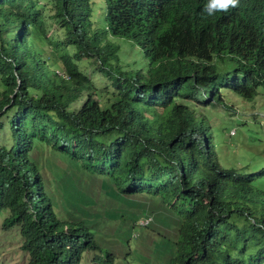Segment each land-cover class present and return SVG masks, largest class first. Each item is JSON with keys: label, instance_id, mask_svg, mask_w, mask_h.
<instances>
[{"label": "trees", "instance_id": "16d2710c", "mask_svg": "<svg viewBox=\"0 0 264 264\" xmlns=\"http://www.w3.org/2000/svg\"><path fill=\"white\" fill-rule=\"evenodd\" d=\"M207 3L0 0V228L22 264H264V166L222 165L205 112L264 87V0ZM92 57L105 86L78 65ZM39 145L76 170L66 218Z\"/></svg>", "mask_w": 264, "mask_h": 264}, {"label": "rangeland", "instance_id": "374dc122", "mask_svg": "<svg viewBox=\"0 0 264 264\" xmlns=\"http://www.w3.org/2000/svg\"><path fill=\"white\" fill-rule=\"evenodd\" d=\"M93 60V57L90 58V61L88 58H84L78 61V65L82 70L89 71L95 77V82L99 86L104 85L109 82V79L97 69ZM226 94L230 96L229 98L227 97L229 104V107L226 108L227 111L220 104L206 106L205 108V112L209 115L212 122L211 127L214 132V144L220 162L227 167L234 166L241 170H258L264 166V87L259 86L256 95L252 99H246L229 91ZM223 126L226 127V134L223 129L221 131ZM36 148V153L33 154V158L35 156L38 158L34 159L38 167L41 168L45 188L53 196L59 216L66 218L67 209L62 200V179L67 176H73L75 178L76 175L74 173L76 170L73 168V172H71V165L66 161V157L57 154L52 148L41 145ZM45 151L52 153H45ZM86 180L87 178L84 177V182ZM255 185L264 189V174L256 178ZM85 188L91 191L94 190L89 185H85ZM95 203L96 200L93 202L92 207L88 205L87 207H83L82 210L89 212L90 208H92L90 215L96 218L95 211L98 212V210L94 209ZM72 206H79V203H74ZM5 212L6 210H3L0 214V220H2ZM140 221L145 222L146 218L141 217ZM92 223H94L93 227L95 230L99 231L96 233H101L105 236L103 240L107 244L114 243L113 238L116 237L117 225L103 226L99 220ZM136 232L134 231V233ZM20 244L18 236L12 230H2L0 228V261L4 264L23 263L27 255L22 251ZM142 260L145 263L147 262L145 259ZM137 261L139 264H142L141 261ZM137 261L131 259L126 264H137ZM82 264H86V262ZM146 264L152 263L148 261Z\"/></svg>", "mask_w": 264, "mask_h": 264}, {"label": "clouds", "instance_id": "9594fccd", "mask_svg": "<svg viewBox=\"0 0 264 264\" xmlns=\"http://www.w3.org/2000/svg\"><path fill=\"white\" fill-rule=\"evenodd\" d=\"M238 5H239V0H208V3L206 4L204 11L209 16H212L217 12L227 13L228 11H230V9L238 7Z\"/></svg>", "mask_w": 264, "mask_h": 264}, {"label": "built area", "instance_id": "2783aa9c", "mask_svg": "<svg viewBox=\"0 0 264 264\" xmlns=\"http://www.w3.org/2000/svg\"><path fill=\"white\" fill-rule=\"evenodd\" d=\"M140 222L143 223L142 221H140ZM145 222H146V221H145ZM145 222H144V223H145Z\"/></svg>", "mask_w": 264, "mask_h": 264}, {"label": "water", "instance_id": "95a60500", "mask_svg": "<svg viewBox=\"0 0 264 264\" xmlns=\"http://www.w3.org/2000/svg\"><path fill=\"white\" fill-rule=\"evenodd\" d=\"M211 97L209 96L208 99H210Z\"/></svg>", "mask_w": 264, "mask_h": 264}]
</instances>
